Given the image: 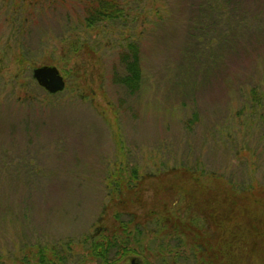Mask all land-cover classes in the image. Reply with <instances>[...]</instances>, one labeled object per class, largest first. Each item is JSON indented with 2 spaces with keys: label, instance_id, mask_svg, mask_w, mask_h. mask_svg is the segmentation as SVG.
Wrapping results in <instances>:
<instances>
[{
  "label": "rangeland",
  "instance_id": "374dc122",
  "mask_svg": "<svg viewBox=\"0 0 264 264\" xmlns=\"http://www.w3.org/2000/svg\"><path fill=\"white\" fill-rule=\"evenodd\" d=\"M17 2L0 0L1 264H21L34 242L70 238L82 242L67 247L84 254L78 264H99L84 241L98 225L96 238L118 244L111 253L117 264H159L163 242L151 234L155 226L149 222L162 201L184 219L188 214L201 218L216 203L224 208L230 203L246 217L264 211L251 198L254 192L264 204V108L253 109L245 96L252 87L264 89V14L263 22L252 20L250 30L226 47L217 75L206 77L199 68L191 73L187 64L179 76L174 65L183 62L186 11L163 28L150 24L147 29L143 17L129 26L104 23L86 31L79 0H24L20 17L28 21L24 36L15 40L9 20ZM150 2L156 0L143 5L148 8ZM164 3L175 4L174 13L181 8V0ZM130 35L143 36L147 52V82L134 97L112 78ZM21 39L30 60L16 57ZM54 64L66 87L49 95L33 79L32 69ZM18 73L20 83L30 84H13ZM232 87L241 88L242 96L235 90L230 94ZM26 94L30 99H18ZM193 114L199 124L190 129ZM191 168L202 174L200 183L191 180ZM210 169L220 170L219 175L205 172ZM110 177L125 180L121 192L113 189L109 195ZM230 181L252 189L239 192ZM180 182L192 183L195 193L191 202L173 204L170 199L178 197L162 190ZM176 220L185 223L181 237L187 244L210 247L198 255L202 264H221L214 226L204 231ZM138 224L144 227L143 250L125 255L120 246H138L132 238ZM245 262L264 264V239Z\"/></svg>",
  "mask_w": 264,
  "mask_h": 264
},
{
  "label": "trees",
  "instance_id": "16d2710c",
  "mask_svg": "<svg viewBox=\"0 0 264 264\" xmlns=\"http://www.w3.org/2000/svg\"><path fill=\"white\" fill-rule=\"evenodd\" d=\"M17 1L13 6L11 20H9L12 36L17 37L15 40H18L21 35L24 36L23 29L26 25L25 22L28 21L27 18L20 17L21 9L24 8L22 4L24 0ZM164 1L150 2L148 8H146L143 5L144 0H79L83 9V16L80 20L86 31L94 30L104 23H121L124 26H129L143 17L147 29L150 24H156V28H163L169 19L174 20L175 18L177 20L186 11L184 20H182L185 28V30L183 28L184 42L179 53L183 62L180 60L174 65L175 73L177 72L181 76L182 69L185 70L188 64L189 72L194 73V69L199 68L206 74V77H213L219 73L221 66L224 64L223 60L225 58L223 57L226 55V47L239 40L245 31L250 30L252 20L260 18L262 21L261 16L264 14V0H181V8L176 13L173 11L176 5L170 3L171 7H169ZM175 1L178 3L179 0ZM177 31L178 29H176V33ZM159 37L156 38V42ZM142 41L143 36L136 39L130 35L129 39L125 40L117 63L113 67V82L121 86L129 97L141 95L147 82L144 68V56L147 52ZM27 50L21 39L20 48L16 54L19 61L30 60L28 58L30 53ZM78 50L75 49V52ZM54 63L59 62L54 61ZM221 73L223 74L222 71ZM20 80H22V76L18 73L13 77V84L20 83ZM28 84L30 83L22 81L20 87ZM233 88H228L230 94H234L235 88ZM45 92L49 95H55ZM235 92L237 95L242 96L241 88L236 89ZM28 96L29 94H26L25 97L19 96L18 99L25 101L30 99V96ZM245 96L246 98L249 97L253 109L264 108V89L261 91L259 88L252 87ZM199 118L198 114H193L189 118L190 129L199 124ZM216 125L214 124V127ZM225 153L227 154V151ZM219 171L210 169L205 172L209 175H219L216 174ZM189 173L192 181L200 183L198 176L202 174L193 168L189 169ZM131 176L127 179V186L129 187H131ZM133 176H136L134 171ZM106 181L109 195L113 189H116V192H121L122 186L125 184V180L121 177L117 179L110 177ZM26 182L29 183V181ZM230 183H232L233 189L239 190V192L251 191L252 189V185L241 188L231 181ZM162 191L171 194L173 197H178L176 200L170 199L173 204L179 200L188 202L195 193L192 183L188 182L174 184ZM251 198L253 203L258 202L260 205H264L261 203L260 198L255 197L254 192H252ZM211 200L213 201V199ZM170 204L162 201L159 204V209L151 212V221L149 222V225L155 226V230L151 234L155 236L156 240L159 239L160 242H163L159 245L163 248L161 256L158 257L159 264H202V257L199 258L198 255L200 253L203 255L210 248L205 243L187 244L181 237L185 234V228H182L181 225H185V223L178 222L177 218L182 221L188 220L189 225L194 229L209 231L211 225L215 227V234L213 235H216L219 242L217 258L222 259L221 264H251L245 262V260L252 258L257 244L263 242L264 211H250V214L246 217L237 214L234 211L235 209L230 207V203L225 208L222 204L216 203L211 207L210 212L203 214L201 218L196 216L189 218L187 213L188 216L184 219L175 214V210L171 209ZM142 227L138 224L135 227V234L132 236L134 240H139L138 246L119 245L121 249L125 250V255L130 253L140 254L139 251L143 250V236H145V233L144 227ZM99 228H101L100 225L91 234L84 236L86 238L84 241H87L86 244H90L89 255L98 260L99 264H117L111 253L118 244L115 243L114 246V242L109 238H106V240H102L100 237L96 238L94 233ZM127 229L128 225H125V232ZM62 241L34 242V245L30 246V256L24 254L21 264H31L32 261L34 264H78L82 262V259L85 258L84 254L73 252L71 248V251H67V247L72 243L80 245L82 242L75 241L73 238ZM127 242H129L128 239ZM181 244L182 247H180ZM204 264H212V261L208 260Z\"/></svg>",
  "mask_w": 264,
  "mask_h": 264
},
{
  "label": "water",
  "instance_id": "95a60500",
  "mask_svg": "<svg viewBox=\"0 0 264 264\" xmlns=\"http://www.w3.org/2000/svg\"><path fill=\"white\" fill-rule=\"evenodd\" d=\"M32 77L45 91L56 94L66 87V81L56 66L43 65L32 69Z\"/></svg>",
  "mask_w": 264,
  "mask_h": 264
}]
</instances>
